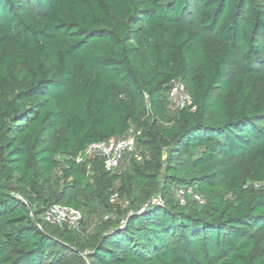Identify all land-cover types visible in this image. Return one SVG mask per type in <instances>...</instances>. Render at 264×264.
Listing matches in <instances>:
<instances>
[{
	"label": "trees",
	"instance_id": "16d2710c",
	"mask_svg": "<svg viewBox=\"0 0 264 264\" xmlns=\"http://www.w3.org/2000/svg\"><path fill=\"white\" fill-rule=\"evenodd\" d=\"M0 264H264V0H0Z\"/></svg>",
	"mask_w": 264,
	"mask_h": 264
},
{
	"label": "built area",
	"instance_id": "2783aa9c",
	"mask_svg": "<svg viewBox=\"0 0 264 264\" xmlns=\"http://www.w3.org/2000/svg\"><path fill=\"white\" fill-rule=\"evenodd\" d=\"M169 99L178 107L191 102V98L186 92L185 87L179 82L174 83L172 86ZM132 132L123 139L91 145L84 155L79 156L77 162H82L86 156L101 157L104 160V167L107 171L118 169L122 164L125 154L135 151V134ZM189 193L192 192L189 191ZM184 194L185 192L183 190L179 191L180 197ZM115 198H113L112 202H115ZM195 198L200 204L203 203L201 197L195 196ZM182 202L184 203L185 200L182 199ZM110 217L109 215L105 219L107 220ZM43 219L46 223L52 225L59 227L70 226L73 229L79 230L83 216L78 210L68 206L54 204L45 212Z\"/></svg>",
	"mask_w": 264,
	"mask_h": 264
},
{
	"label": "rangeland",
	"instance_id": "374dc122",
	"mask_svg": "<svg viewBox=\"0 0 264 264\" xmlns=\"http://www.w3.org/2000/svg\"><path fill=\"white\" fill-rule=\"evenodd\" d=\"M133 154L131 156H128V158H126L122 162L121 167L117 170L118 173L123 172L124 170L129 168V159L136 158L139 161L142 160L143 156H142V153H141V151L139 149H135V152Z\"/></svg>",
	"mask_w": 264,
	"mask_h": 264
}]
</instances>
